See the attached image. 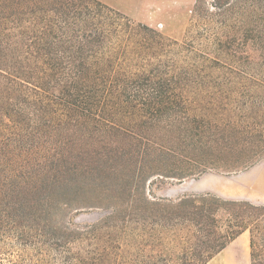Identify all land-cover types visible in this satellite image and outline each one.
Segmentation results:
<instances>
[{"label":"trees","instance_id":"1","mask_svg":"<svg viewBox=\"0 0 264 264\" xmlns=\"http://www.w3.org/2000/svg\"><path fill=\"white\" fill-rule=\"evenodd\" d=\"M194 16L179 43L97 0H0V242L69 244L72 209L127 194L136 237L168 256L81 264H207L245 232L264 264V206L140 194L264 159V0H197Z\"/></svg>","mask_w":264,"mask_h":264},{"label":"rangeland","instance_id":"2","mask_svg":"<svg viewBox=\"0 0 264 264\" xmlns=\"http://www.w3.org/2000/svg\"><path fill=\"white\" fill-rule=\"evenodd\" d=\"M175 2L183 4L184 0H151L150 4H153L156 11L161 5L164 19L165 21L169 19V21H162L153 26L141 24L151 27L165 39L183 43L189 34L191 24L196 22L194 11L197 0H188L184 11H178ZM166 11L173 12V15L169 18L165 17ZM123 15L134 23H140L125 14ZM195 32L196 29L193 30V33ZM143 193L152 200L166 198L175 201L184 196L210 195L222 201H245L257 206H264V159L237 172L226 173L209 170L201 175L187 177L183 180L152 178L147 182L146 188L140 190V194ZM130 199L127 194L114 195L99 201H87L89 207L72 209L69 213L71 219L69 229L59 233V236L70 239L69 244H52L50 248L43 251H25L20 243L6 239L5 242H0V264H81V261L91 263L95 260L104 262L105 259L108 260L110 253L114 258L119 253L129 258L168 256L150 253L151 250L161 248L159 246L161 242L151 241L149 233L143 238L144 242L136 237L138 231H136L137 226L133 222L139 214L138 211H135L137 208H133L134 211L128 210V213L122 212V208L127 206L124 204L130 202ZM140 199L135 197L134 205L137 203L139 206ZM113 209L114 213H112ZM220 215L225 216L222 213ZM126 218L132 220L131 225L128 228H122L121 221ZM148 232L150 231L148 230ZM244 240L246 243H250L249 232H245L240 237L241 243ZM123 241L128 244L126 255L118 250L119 243ZM140 243L142 244L140 245ZM100 247L101 249L98 251ZM140 247L145 251V254H140L137 251ZM173 249L176 251L175 253L180 251L179 247L174 246ZM250 252V250L247 252L248 263L251 258Z\"/></svg>","mask_w":264,"mask_h":264},{"label":"crops","instance_id":"3","mask_svg":"<svg viewBox=\"0 0 264 264\" xmlns=\"http://www.w3.org/2000/svg\"><path fill=\"white\" fill-rule=\"evenodd\" d=\"M104 5H107L122 14H125L134 20L147 24L149 26L156 25L162 21H165L162 13L161 5H159L158 11L153 8L151 0H99ZM187 1L184 0L183 4H176L178 11L185 10L187 7ZM167 12V11H166ZM165 12V14H166ZM176 12V10H174ZM173 12L169 11L165 15L168 18L172 16ZM166 21H169V19ZM165 21V22H166ZM244 235V234H242ZM241 235V236H242ZM240 236V237H241ZM240 237L230 243L223 251L214 256L207 264H251L247 260V252L250 250V243H246L245 240L240 242ZM251 256V252H250Z\"/></svg>","mask_w":264,"mask_h":264}]
</instances>
